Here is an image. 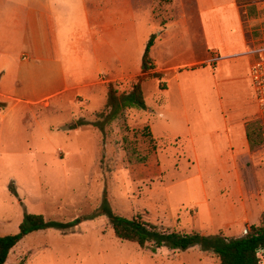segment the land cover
I'll return each mask as SVG.
<instances>
[{
    "label": "crops",
    "instance_id": "0c3cea01",
    "mask_svg": "<svg viewBox=\"0 0 264 264\" xmlns=\"http://www.w3.org/2000/svg\"><path fill=\"white\" fill-rule=\"evenodd\" d=\"M135 13L131 0H0V104L10 99L11 107L26 111L54 102L53 110L60 95L78 100L84 89L85 107L94 101L95 87L142 77L153 24L142 16L150 31L143 43L136 40ZM245 13L235 0H194L191 22L169 23L156 34L148 56L161 86L153 83L145 109H134L163 164L178 153L192 157L199 173L214 174L211 184L200 182L204 200L207 189L212 195L208 234L235 237L264 216V118L249 76L253 39ZM194 28L201 37L197 50L187 41ZM80 107L75 105L73 117L82 114ZM257 119L262 132L256 131ZM190 249L203 264H218L198 246ZM179 252L165 246L151 251L166 259Z\"/></svg>",
    "mask_w": 264,
    "mask_h": 264
},
{
    "label": "rangeland",
    "instance_id": "374dc122",
    "mask_svg": "<svg viewBox=\"0 0 264 264\" xmlns=\"http://www.w3.org/2000/svg\"><path fill=\"white\" fill-rule=\"evenodd\" d=\"M131 2L136 21L140 19L135 38L142 43L150 31L142 16L153 24L155 37L169 23L192 21L194 0ZM245 9L248 38L259 37L264 31L263 0H248ZM194 30L187 41L197 50L201 37ZM141 70L142 77L112 82L118 91H126L137 80L145 81L141 87L148 101L149 89L161 81L152 78V68ZM108 83L95 87L94 101L85 107L84 89L78 100L60 95L53 110L54 102L50 108L39 105L26 111L21 105L11 107L9 98L0 105V234L16 233L25 213L41 214L45 221L78 220L68 230L45 227L25 234L5 264H203L190 249L195 246L171 259L155 256L150 244L140 247L116 238L107 217L93 214L106 199L115 213L139 216L164 230L213 232L211 189L204 200L200 182L211 184L214 174L199 173L192 157L178 153L166 156L163 164L146 122L134 109L106 123ZM75 105L81 106L77 117ZM79 120L87 123L75 130ZM96 121L101 129L92 124ZM256 124L262 132V121Z\"/></svg>",
    "mask_w": 264,
    "mask_h": 264
},
{
    "label": "trees",
    "instance_id": "16d2710c",
    "mask_svg": "<svg viewBox=\"0 0 264 264\" xmlns=\"http://www.w3.org/2000/svg\"><path fill=\"white\" fill-rule=\"evenodd\" d=\"M235 1L240 8L245 7L248 2V0ZM154 38L155 34L151 33L144 48L142 63L145 69L152 67L148 52ZM104 106L107 108L104 120L106 123L120 116L124 118L127 109H145L141 83L137 80L129 90L118 91L116 82H109ZM85 123H87L85 120H79L76 125ZM92 124L101 129L97 121ZM93 214H103L107 217L116 238L135 242L140 247L150 244L153 252L161 246L173 250H186L198 246L200 250L211 253L218 264H259L260 253L264 249L263 215L260 216L257 224H246L242 236L235 237L223 235L221 232L202 234L198 231L164 230L139 216L126 217L115 213L106 199ZM77 222V219L67 223L45 221L41 214L25 213L16 233L0 234V264L5 263L11 249L25 234L45 227L68 230Z\"/></svg>",
    "mask_w": 264,
    "mask_h": 264
},
{
    "label": "built area",
    "instance_id": "2783aa9c",
    "mask_svg": "<svg viewBox=\"0 0 264 264\" xmlns=\"http://www.w3.org/2000/svg\"><path fill=\"white\" fill-rule=\"evenodd\" d=\"M252 39L248 47L249 54L251 55L249 76L255 95L258 114L264 118V31L259 37Z\"/></svg>",
    "mask_w": 264,
    "mask_h": 264
},
{
    "label": "water",
    "instance_id": "95a60500",
    "mask_svg": "<svg viewBox=\"0 0 264 264\" xmlns=\"http://www.w3.org/2000/svg\"><path fill=\"white\" fill-rule=\"evenodd\" d=\"M143 67H144V65H143Z\"/></svg>",
    "mask_w": 264,
    "mask_h": 264
}]
</instances>
